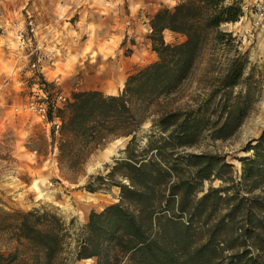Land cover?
<instances>
[{"label":"trees","instance_id":"1","mask_svg":"<svg viewBox=\"0 0 264 264\" xmlns=\"http://www.w3.org/2000/svg\"><path fill=\"white\" fill-rule=\"evenodd\" d=\"M243 16L244 0H179L172 9H160L149 36L158 59L130 75L119 95L79 91L63 107L47 109V120L60 134L62 170L79 173L95 151L130 138L124 156L107 167V177L95 179L100 186L113 182L119 202L90 213L75 233V260L264 264V131L243 149L252 154L240 159L239 181L226 157L189 152L206 136L215 142L234 137L257 102L260 82L246 77L249 57L234 34L222 30ZM166 31L184 41L167 44ZM209 50L232 54L209 98L195 109L162 115L153 121L151 134L139 138L142 113L175 94ZM213 180L228 186L205 192L204 184ZM85 188L102 190L93 183ZM71 229L49 211L0 210V232L12 230L28 243L35 250L32 264L58 262ZM15 262L13 256H0V264Z\"/></svg>","mask_w":264,"mask_h":264},{"label":"rangeland","instance_id":"2","mask_svg":"<svg viewBox=\"0 0 264 264\" xmlns=\"http://www.w3.org/2000/svg\"><path fill=\"white\" fill-rule=\"evenodd\" d=\"M152 3L161 5L159 10L172 9L179 0H0V210H42L62 218L72 228L71 238L55 264H96V259L75 260V233L92 211L119 202L120 189L113 182L100 186L95 179L107 177V167L124 156L130 138L95 151L79 173L62 170L60 134L40 108L47 114L48 108L63 107L79 91L119 95L130 75L156 62L149 39ZM222 30L239 40L250 60L246 77L259 81L260 91L234 137L215 142L206 136L189 152L226 157L239 181L240 159L252 154L243 149L264 131V0H244V16ZM164 37L167 44L184 41L178 34ZM231 56L205 52L175 94L142 113L145 123L139 138L151 134L153 121L162 115L195 109L207 100ZM90 183L102 190L87 191ZM227 186L213 180L204 184V191ZM0 256H13L14 264H32L35 250L18 241L14 231H2Z\"/></svg>","mask_w":264,"mask_h":264},{"label":"crops","instance_id":"3","mask_svg":"<svg viewBox=\"0 0 264 264\" xmlns=\"http://www.w3.org/2000/svg\"><path fill=\"white\" fill-rule=\"evenodd\" d=\"M152 5L154 6V9H152L151 11H150V18L152 19L153 18V16L159 11V8L161 7V5H157L156 3H152ZM148 9H150V8H148ZM152 13V14H151ZM150 19V20H151ZM165 33H169L171 36L173 35H176V34H174V33H172V32H170V31H166Z\"/></svg>","mask_w":264,"mask_h":264},{"label":"built area","instance_id":"4","mask_svg":"<svg viewBox=\"0 0 264 264\" xmlns=\"http://www.w3.org/2000/svg\"><path fill=\"white\" fill-rule=\"evenodd\" d=\"M40 111L42 112V115H43V118H45V116H46V108H40ZM58 123H59V121H58ZM57 127H59V125H57ZM240 175H241V173H240Z\"/></svg>","mask_w":264,"mask_h":264},{"label":"bare ground","instance_id":"5","mask_svg":"<svg viewBox=\"0 0 264 264\" xmlns=\"http://www.w3.org/2000/svg\"><path fill=\"white\" fill-rule=\"evenodd\" d=\"M90 169V168H89ZM96 169V168H95ZM90 171H93V168L92 169H90ZM95 171V170H94Z\"/></svg>","mask_w":264,"mask_h":264}]
</instances>
